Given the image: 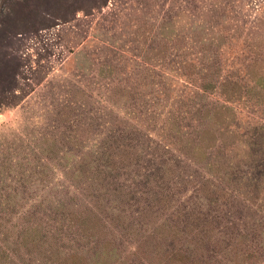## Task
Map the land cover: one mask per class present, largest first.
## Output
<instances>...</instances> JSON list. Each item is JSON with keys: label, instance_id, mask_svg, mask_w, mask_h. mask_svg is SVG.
Returning a JSON list of instances; mask_svg holds the SVG:
<instances>
[{"label": "rangeland", "instance_id": "1", "mask_svg": "<svg viewBox=\"0 0 264 264\" xmlns=\"http://www.w3.org/2000/svg\"><path fill=\"white\" fill-rule=\"evenodd\" d=\"M1 97L0 264H264V0H0Z\"/></svg>", "mask_w": 264, "mask_h": 264}, {"label": "trees", "instance_id": "2", "mask_svg": "<svg viewBox=\"0 0 264 264\" xmlns=\"http://www.w3.org/2000/svg\"><path fill=\"white\" fill-rule=\"evenodd\" d=\"M6 22L8 24H10L12 22V18H8ZM14 58L17 60L16 57H14ZM17 63H18V61H17ZM18 65H19V63L17 64V66ZM4 68L10 74V76L12 77V79L10 80L9 77H7L6 79H4L5 81H3V84H2V87H1V91H2V94L1 95H6L7 92L12 91V89L14 88V75L16 74V68L17 67L16 66L12 67V65L9 62H7L4 65ZM2 98H5V97H1L0 98V105L5 104V101H3Z\"/></svg>", "mask_w": 264, "mask_h": 264}]
</instances>
